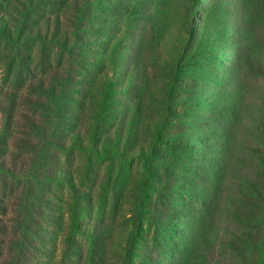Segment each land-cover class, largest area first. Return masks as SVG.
Wrapping results in <instances>:
<instances>
[{
	"label": "rangeland",
	"instance_id": "rangeland-1",
	"mask_svg": "<svg viewBox=\"0 0 264 264\" xmlns=\"http://www.w3.org/2000/svg\"><path fill=\"white\" fill-rule=\"evenodd\" d=\"M93 11L69 61L66 173L35 217L31 264H241L227 242L243 228L228 213L255 205L245 179L264 181V77L240 66L238 0Z\"/></svg>",
	"mask_w": 264,
	"mask_h": 264
},
{
	"label": "trees",
	"instance_id": "trees-1",
	"mask_svg": "<svg viewBox=\"0 0 264 264\" xmlns=\"http://www.w3.org/2000/svg\"><path fill=\"white\" fill-rule=\"evenodd\" d=\"M56 1L0 0V36L8 43L5 54L0 50V71L6 68L9 73L8 79L0 75V264L32 262L35 217L47 214L54 186L66 173L61 167L69 146L65 118L71 115L69 106L76 100L71 92L77 88L69 61L75 48L89 41L84 33L96 17L93 8L103 2L65 0L67 11L48 13L46 7L54 9ZM238 4L240 66L264 77V0ZM19 15L25 17L22 25ZM80 142L74 145L79 148ZM245 182L255 193L251 195L255 205L233 203L240 212L228 215L243 229L227 248L241 264H264V181ZM192 192L193 197L200 196V188ZM186 259L182 256L179 264H193Z\"/></svg>",
	"mask_w": 264,
	"mask_h": 264
}]
</instances>
